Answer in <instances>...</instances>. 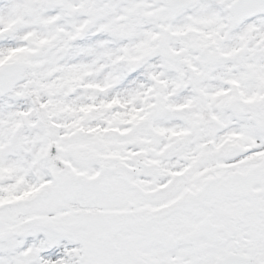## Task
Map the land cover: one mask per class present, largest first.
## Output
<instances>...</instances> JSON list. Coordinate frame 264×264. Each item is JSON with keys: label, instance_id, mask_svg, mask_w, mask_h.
I'll use <instances>...</instances> for the list:
<instances>
[{"label": "snow or ice", "instance_id": "obj_1", "mask_svg": "<svg viewBox=\"0 0 264 264\" xmlns=\"http://www.w3.org/2000/svg\"><path fill=\"white\" fill-rule=\"evenodd\" d=\"M0 264H264V0H0Z\"/></svg>", "mask_w": 264, "mask_h": 264}]
</instances>
